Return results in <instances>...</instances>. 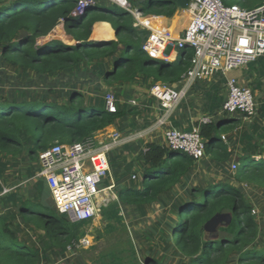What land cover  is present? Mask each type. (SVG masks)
<instances>
[{
    "label": "trees",
    "instance_id": "obj_1",
    "mask_svg": "<svg viewBox=\"0 0 264 264\" xmlns=\"http://www.w3.org/2000/svg\"><path fill=\"white\" fill-rule=\"evenodd\" d=\"M78 3L79 0H0L3 66L30 70L40 77H53L84 64H94L103 82L113 88L132 84L139 76L145 82L175 87L191 69L193 52L188 49L182 51L180 59L174 63L161 61L159 64L151 59L142 50L145 32L135 29L131 14L119 6L104 7L96 1L84 15L75 17ZM229 4L254 10L263 6L264 0H232ZM140 9L147 16L165 19H172L178 12L174 3L165 0H151ZM176 21L177 18L174 23ZM97 23L110 24L116 39L90 42ZM60 25L75 45L52 37ZM19 93L21 100L7 98L1 90L0 155L6 159L19 158L28 151L31 160H39V154L55 144L81 143L122 118L139 114V109L134 107L121 110L117 95L118 110L113 114L106 110V102L87 101L83 94L75 91H71L66 103L52 101L48 95L33 94L30 89ZM221 128L222 125L211 122L202 125L200 133L207 142L205 155L215 164L224 166L231 162L233 152L223 141ZM196 165L197 160L167 145H147L142 188L118 190V202L104 209V213L116 210L119 204L142 209L160 201L165 207L173 202V216L164 225L170 231L169 239L178 255L186 259L185 264H231L234 254L236 264H264V248L256 247L260 224L238 186L243 183L264 190V157L254 154L239 159L234 183L193 186L177 198L174 190ZM39 183L34 199L27 197L26 191L11 192L0 199V202L6 199L12 203L8 208L4 206L6 211L0 214V264H41L52 253L63 256L67 247L86 235L84 226L76 227L68 216L57 212L46 182L40 179ZM223 216H228L230 222L218 226L217 235L211 236L207 225ZM24 225L44 233L40 248L21 239ZM101 236L107 248L100 250L102 241L97 237V245L88 251H76L88 254V261L81 259L80 264H171L169 257L154 249L139 255L129 237L118 238L110 244L112 239Z\"/></svg>",
    "mask_w": 264,
    "mask_h": 264
},
{
    "label": "built area",
    "instance_id": "obj_2",
    "mask_svg": "<svg viewBox=\"0 0 264 264\" xmlns=\"http://www.w3.org/2000/svg\"><path fill=\"white\" fill-rule=\"evenodd\" d=\"M109 1L131 14L135 29L148 32L142 50L151 59L174 63L180 53L188 49L193 52L192 66L182 76L180 87L162 83L152 85L150 97L157 101L163 111L152 129L128 137L115 132L100 143L91 137L73 145L55 144L39 154L41 171L38 177L43 178L50 189L57 212L68 216L74 223L91 221L101 212L97 199L103 180L110 173L109 155L112 151L143 139L155 127L168 124L198 82L212 80L219 74L230 75L264 58V5L247 10L229 4L232 0H188L184 14L189 23L182 35L176 38L158 28L157 21L162 25L164 18L145 16L126 0ZM95 2L79 0L74 16L84 15ZM226 85L228 96L221 107L222 115H239L245 121L254 118L257 104L253 89L241 87L235 77H229ZM105 102L108 112L117 113L114 93H107ZM131 105L136 106V102L132 101ZM202 122L203 125L211 123L209 119ZM222 139L225 141V137ZM165 140L173 151L197 161L205 156L207 142L201 137L199 128L191 132L170 128ZM232 168L236 171L238 164ZM132 179L136 180L137 177L133 175ZM90 245V238L84 237L67 247V252L72 255Z\"/></svg>",
    "mask_w": 264,
    "mask_h": 264
},
{
    "label": "crops",
    "instance_id": "obj_3",
    "mask_svg": "<svg viewBox=\"0 0 264 264\" xmlns=\"http://www.w3.org/2000/svg\"><path fill=\"white\" fill-rule=\"evenodd\" d=\"M97 1L104 7H109L113 4L109 0ZM126 1L132 7L139 9L140 11V6L147 3L143 0ZM180 19L183 20V23L178 24ZM174 21V19L164 18V20H162L163 26L161 25V22L159 23L158 21L156 24L158 25V28L166 30L169 35L179 38L188 25V19L185 14H183L181 17H177V21L175 23ZM60 26L62 27L63 25ZM115 39V31L110 24L97 23L92 29L89 41L93 43H105ZM63 42L67 45H72L73 39L68 38L66 42ZM99 76L102 77L101 74ZM229 77L237 78L241 87L251 88L257 95L255 100L257 104V114L254 118L245 121L239 115H232L231 117H224V115H222L221 107L228 96L226 82ZM146 83L149 82H145L141 76H139L132 84H126L122 88H120L121 86L113 88L114 86L111 87L99 81V87L107 89L105 94L109 92L114 94L116 93L115 96L117 95L118 105L121 110H129L131 107H134L139 109L140 112L137 115H128L121 120H118L113 126L99 132L93 137L98 143L103 142L110 134L115 132L120 133L123 137H128L137 132L150 129L156 125L157 121L162 117L163 111L160 109L157 101L150 97L149 92L151 88L148 89V85H146ZM180 85L181 83L179 81L175 84V87H180ZM142 88H145V91L147 92L145 98L137 97L129 99L127 102L124 101L130 96L141 94L140 91H142ZM101 101L105 103V95ZM132 101L136 102V106L131 105ZM90 102L99 103V101L95 98L90 99ZM204 119H209L210 122L222 125V136L225 137V144H227L229 149L233 152V158L230 163H235L237 160L247 155L259 154L264 157V58L247 65L241 69V71L233 72L227 76L219 74L212 80L198 82L188 93L187 98L184 100L182 105L172 115L168 124L165 126L155 127L151 132H148L143 139L125 144L112 151L110 155H114V152L117 155L113 157H110L109 155L111 164L110 173L103 180L100 187L101 192L97 199V204L101 207V212L95 219L88 221L85 224L87 225L93 222L92 224L95 230H98V233L96 237H94L95 234L94 236H90L87 231H85L86 235L84 237L90 238L92 243L93 241L96 242L97 237H100L103 242L104 239L101 236L102 234L115 242L116 238H113L115 237L113 235V231L121 228L130 229V224L134 225V223L137 222L134 221L135 216L133 215L135 213L145 216L144 212L146 213V209L148 207L138 209L133 206L119 204L116 210L107 213H104L102 208L108 209L111 204L118 202V190L126 188L135 189L133 184L136 185L137 190L142 188L143 184L139 183V178L142 177L143 171L145 170L144 153L147 145H166L165 134L168 129L174 128L179 131L191 132L195 128L200 129L203 125L202 121ZM210 162L214 163L206 155L198 160L192 173L187 178L183 179L181 184L174 190L173 195L179 198L184 193H187L191 187L197 186L191 184V181H193L200 174H204L206 171L205 164ZM218 166L220 167L221 165ZM28 168L26 178H24V180H20L17 187L12 189H3L0 194V197H2L1 200L4 198L3 196L11 194V192L16 191L20 186L26 187L28 193L27 197L34 199L36 194L34 190V183L40 178L38 177L40 172L33 176L31 175L30 167ZM133 175L137 177L136 180L132 179ZM41 179L44 180L43 178ZM172 203L169 204L168 207H165L161 201L160 204L153 205L155 210L157 206L161 210V221L163 224L169 222L172 212ZM103 219L106 220V222H104ZM28 229L30 230V228Z\"/></svg>",
    "mask_w": 264,
    "mask_h": 264
},
{
    "label": "rangeland",
    "instance_id": "obj_4",
    "mask_svg": "<svg viewBox=\"0 0 264 264\" xmlns=\"http://www.w3.org/2000/svg\"><path fill=\"white\" fill-rule=\"evenodd\" d=\"M97 1V0H96ZM229 2V0H227ZM184 11H178L172 19H176L177 17H181ZM147 16L146 14H144ZM188 19V18H187ZM183 23V20L180 19L178 24ZM189 23V20H188ZM148 35V32L143 31ZM53 38L58 40L63 39L66 42L68 38L64 31L63 26L57 27L53 33L51 34ZM72 45H75V41L73 40ZM71 45V46H72ZM181 54V53H180ZM180 59V55H179ZM161 64V61H157V63ZM241 71V70H239ZM236 72V71H235ZM99 73V74H98ZM100 71L95 68L94 64L88 65L84 64L81 67L74 68L72 71L61 74L53 77H40L37 76L33 71H23V70H14L4 67L2 64V60L0 57V87L2 93L7 98H18L21 100V93L19 91H24V89L32 90L33 94H41L48 95L52 101L59 103H66L68 95L71 91H75L76 93H81L84 95L87 101L95 98L98 101H101L107 92L106 88L99 87V81L103 82V78L100 77ZM94 84V85H93ZM98 85V86H97ZM148 85V89L153 85L152 82L146 83ZM50 91V92H49ZM52 91V93H51ZM254 92V91H253ZM141 94H135L134 96H130L126 98L124 101L127 102L129 99L137 98V97H146L147 92L145 88H142L140 91ZM2 94V95H3ZM255 100H256V94ZM140 112V111H139ZM232 115H227L226 117H231ZM28 151L25 152L21 157L16 159H6L2 155H0V191L2 192L4 188L12 189L17 187V184L20 180H24L27 176V169L30 167L31 175H36L41 171V165L38 159L31 160L28 157ZM114 155H110L113 157L117 155L115 152ZM237 160L235 163H229L224 166H218L215 163L205 164L206 171L203 174L197 176L191 184L197 185L201 187L204 184H216L220 182L230 181L233 182L235 170H233L232 166L238 163ZM117 165V162H116ZM205 168V167H204ZM41 178L38 180L40 181ZM36 180L34 190L36 192V187L40 185L39 181ZM223 180V181H222ZM139 183L143 184V177L139 178ZM234 183V182H233ZM33 184V183H32ZM236 185V184H235ZM246 184H239L238 186L241 188L244 193L245 198L249 201V203L253 207V215L256 217L258 223L260 224L261 234L259 239L257 240L256 247L264 248V190L251 188L249 185L245 187ZM136 189V185L133 184ZM29 189V188H28ZM27 192L26 187H18L14 193L17 192ZM0 192V194H1ZM1 199V197H0ZM4 199L0 202V214L4 213L6 209L3 207L12 206L9 200ZM158 207V206H157ZM156 210L154 206L148 207L145 216L139 215L138 213H133L135 216L134 221H137L133 224H130L129 228H121L113 231V235L116 238H131L134 247L139 255L142 252L147 251L149 249H154L158 251L161 255L165 257H169V261L171 264H185L186 259L182 258L178 255L177 250L169 239V229L162 223L161 216L162 212L159 207ZM105 208H102L104 210ZM172 215H170L171 217ZM104 222L106 220L103 219ZM230 222L228 216L219 217L215 219L212 224L209 226V232L211 236L217 235V227L220 225H226ZM74 223V222H73ZM93 223V222H92ZM85 223H74L76 227L85 226V231H87L88 235L95 236L98 233V230H95L93 224ZM22 237L21 239H26L28 243L31 245L41 247L43 240L45 238L43 232L35 231L34 228L30 227V230L24 225L22 228ZM113 240L110 244H114ZM109 244V245H110ZM97 245L96 242L93 241L92 245L83 249L84 251H88L90 248ZM100 250H103L106 247L104 242H100ZM98 245V246H99ZM80 251V250H78ZM77 253V254H76ZM98 253V252H97ZM81 259L88 261V254H81L78 252H74L70 255L66 252L63 256H55L52 253L47 259H43L41 264H80ZM231 264H236V254L233 255L231 259Z\"/></svg>",
    "mask_w": 264,
    "mask_h": 264
},
{
    "label": "water",
    "instance_id": "obj_5",
    "mask_svg": "<svg viewBox=\"0 0 264 264\" xmlns=\"http://www.w3.org/2000/svg\"><path fill=\"white\" fill-rule=\"evenodd\" d=\"M143 1H146V2H150L151 0H143ZM165 1H168V2H172L174 3L177 8H178V11H184L187 7V4H188V0H165ZM224 217V216H223ZM219 218V217H218ZM217 219V218H216ZM215 220V219H214ZM213 220V221H214ZM212 221V222H213ZM212 222H210L208 225H207V231H209V226L212 224Z\"/></svg>",
    "mask_w": 264,
    "mask_h": 264
}]
</instances>
